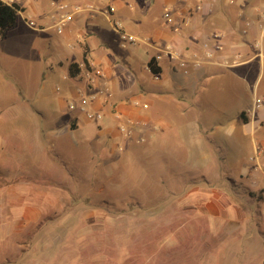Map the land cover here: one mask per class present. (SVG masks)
Here are the masks:
<instances>
[{
	"label": "crops",
	"instance_id": "1",
	"mask_svg": "<svg viewBox=\"0 0 264 264\" xmlns=\"http://www.w3.org/2000/svg\"><path fill=\"white\" fill-rule=\"evenodd\" d=\"M1 1L16 3L20 11L0 41L17 24L25 29L41 74V97L56 104L51 112L48 104L38 105V118L15 90L0 93L1 243L45 219V207L63 203L50 200L56 195L49 184L66 194L70 184H62L54 171L68 168L62 155L68 147L99 164L117 161L127 181L135 174L136 183L152 186L156 196L177 199L176 211L194 212L214 225L228 220L225 228L234 233L253 219L254 205L264 208V201L257 202L264 192L252 188L247 176L252 154L245 156L264 146V0ZM60 2L83 7L62 33L55 26ZM166 9L171 19L164 18ZM113 23L137 43L121 47ZM168 45L189 64L156 62V77L149 63ZM88 62L103 72L95 83L88 79ZM257 99L262 103L252 116ZM83 101L86 111L103 118L90 120L80 110ZM132 122L137 125L132 134H122L121 126ZM12 124L19 132L10 130ZM103 154L112 161L102 162ZM232 171L238 180L230 177Z\"/></svg>",
	"mask_w": 264,
	"mask_h": 264
},
{
	"label": "rangeland",
	"instance_id": "2",
	"mask_svg": "<svg viewBox=\"0 0 264 264\" xmlns=\"http://www.w3.org/2000/svg\"><path fill=\"white\" fill-rule=\"evenodd\" d=\"M19 26L0 41V74L7 87L0 86V93L15 90L21 103L39 118L38 105L48 104L51 112L56 104L45 94L41 97V74L32 63L25 29ZM39 121L41 126L47 122L42 117ZM9 127L19 132L18 124ZM260 135L264 140V123ZM77 151L64 148L62 155L71 170L54 171L62 184H70L65 186L66 194L60 196L62 191L49 184L56 195L50 200L63 203L45 207V219L0 242V264H264L261 205L252 207L253 219L234 233L225 228L228 220L217 219L214 225L194 212L176 211L177 199L156 196L152 186L136 183L135 174L131 179L135 182L127 181L122 168L115 166L117 161L111 162L114 167L107 166L99 159L86 160L89 155ZM99 157L102 162L111 160L110 154ZM236 176L232 171L230 177L238 180ZM263 201L264 196H259L257 202Z\"/></svg>",
	"mask_w": 264,
	"mask_h": 264
},
{
	"label": "built area",
	"instance_id": "3",
	"mask_svg": "<svg viewBox=\"0 0 264 264\" xmlns=\"http://www.w3.org/2000/svg\"><path fill=\"white\" fill-rule=\"evenodd\" d=\"M57 11H58V18H57V22H56V29L59 33H62L64 31V29L70 24V22L72 21V19L74 18L75 15L81 13L83 11V7L77 4H72L69 2H60V3H56L55 4ZM202 7L201 6H197V10H201ZM111 8H109L107 10V14L111 13ZM171 10L170 9H166L164 12V18L166 19H171ZM263 21H264V16H263ZM113 27L114 29L118 32L120 40H121V47L126 48L130 45H135L137 43V38L132 35L129 34L127 32H125L120 24L118 23H113ZM175 31H179V26H177L175 28ZM218 49L221 48L220 45L216 46ZM209 56H213V52L209 51ZM155 62H160L163 61L165 59L169 60V61H173L176 63V66H178L179 68H185L188 66L189 61L187 59H185V57L182 56V54L180 53V51H178L174 46L168 45V46H164L163 48H160L158 50V53L155 56ZM195 65L199 66L201 64L200 61H196L194 62ZM90 69H88L87 72V76L88 79L92 82L95 83V81L99 78H101L103 76V72L102 70L96 66L95 63L93 62H88L87 65ZM150 68V67H149ZM151 70V68H150ZM156 77H158V74H155ZM110 92L108 86L105 87V94H108ZM95 96H92L90 98V100H94ZM86 101H83L81 103V107L80 110L82 111H86L85 106H86ZM262 100L261 99H257L256 100V104L254 106V108H252L249 113L252 116L256 115V111L257 108L261 105ZM144 109L148 108L147 104L143 105ZM87 112V116L90 120L93 121H99L103 118V115L101 113H97V112ZM137 125L135 123H130V125H123L120 128V131L122 134L126 135V136H130L133 132V129L136 127ZM248 172H247V176L249 177V179L251 180V185L252 188H258L261 190H264V149H262L261 147H256L254 153L249 157L248 159Z\"/></svg>",
	"mask_w": 264,
	"mask_h": 264
},
{
	"label": "trees",
	"instance_id": "4",
	"mask_svg": "<svg viewBox=\"0 0 264 264\" xmlns=\"http://www.w3.org/2000/svg\"><path fill=\"white\" fill-rule=\"evenodd\" d=\"M19 11L20 8L16 3L7 4L0 0V34L5 33L16 25ZM149 67L154 74H158L160 71L155 60L149 63ZM243 118L247 123L248 119L244 116Z\"/></svg>",
	"mask_w": 264,
	"mask_h": 264
}]
</instances>
